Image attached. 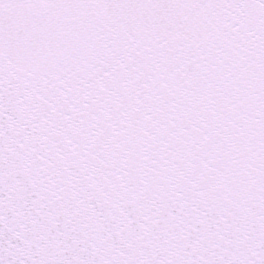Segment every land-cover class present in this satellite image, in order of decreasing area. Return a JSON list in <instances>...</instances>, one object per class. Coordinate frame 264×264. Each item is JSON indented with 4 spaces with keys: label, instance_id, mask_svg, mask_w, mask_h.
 <instances>
[{
    "label": "snow or ice",
    "instance_id": "1",
    "mask_svg": "<svg viewBox=\"0 0 264 264\" xmlns=\"http://www.w3.org/2000/svg\"><path fill=\"white\" fill-rule=\"evenodd\" d=\"M0 264H264V0H0Z\"/></svg>",
    "mask_w": 264,
    "mask_h": 264
}]
</instances>
